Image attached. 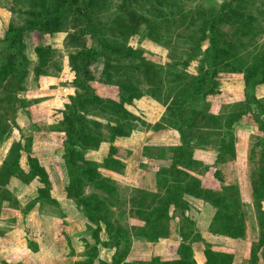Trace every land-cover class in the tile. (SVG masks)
Instances as JSON below:
<instances>
[{
  "label": "rangeland",
  "instance_id": "obj_1",
  "mask_svg": "<svg viewBox=\"0 0 264 264\" xmlns=\"http://www.w3.org/2000/svg\"><path fill=\"white\" fill-rule=\"evenodd\" d=\"M64 2L65 0H0V39L9 31L20 30L24 31L23 36L28 34L25 39L30 50L38 45L35 48L39 56L38 65L33 67L29 62L22 63L20 70L25 74L21 87L24 88L27 84L36 86L42 89L39 93L49 96L30 100L31 102L24 99V103L39 114L36 119L37 128H52L56 119L63 118L61 112L69 105L70 99L83 98L90 91V99L84 98L82 103H86L78 105L79 110L75 114L86 120L91 130L104 136V150H109L110 143L106 140L110 139V134L111 137L117 134L116 128L128 135L127 138L138 141L151 136L153 131H172L169 126L173 125L172 113L176 112L181 116L179 97L193 94L192 80L197 85L205 83L206 64L209 62H213L212 82L220 91V95L210 100V112L223 116L227 104L241 103L244 99L242 90L238 91L236 88L237 80H243L246 69L245 65L239 63L249 61L251 66L252 55L255 56L253 62H264V0H87L84 8L82 2L78 1L72 7L65 8L60 16L44 20L41 27L37 28L41 22V14L58 12ZM231 7L236 11L230 12ZM84 14L86 22L82 21ZM34 25L36 28L31 29ZM226 44L233 49L228 52L227 57L210 54V60H204L206 49L218 50ZM2 47L0 42V50ZM22 48L23 45L21 50ZM88 50L91 57L79 62V56ZM234 54L239 58H235ZM79 67L81 73L77 74ZM6 70L4 75L8 79L11 71L8 68ZM80 79L84 80V85L78 82ZM119 85L126 92V95L121 96V101L117 97ZM262 90L258 88L252 97L254 101L260 99L263 107L264 98H258L264 95ZM1 93L0 97H5ZM254 101L251 100L250 104ZM195 103L187 110L186 105L182 107L184 120L193 115V107L200 109L202 106L200 98ZM252 122L248 115H244L239 127H243L246 132L248 129L250 131V127L246 126L253 125ZM196 124L198 131L201 129L203 133L212 135L208 137V142L217 141L220 131L210 130V126L202 118H196ZM183 125L185 129L187 122ZM111 127L113 130L108 134ZM15 129L12 127L10 132L17 136ZM254 132H242L239 135L234 132L236 142L247 145L250 133L249 142L252 146L261 136L260 132ZM192 134L190 147L196 142L195 137L200 138L198 132L192 131ZM170 135V132L158 134L153 144H173ZM122 137L125 138V135ZM245 151L246 147L243 152ZM119 152L115 151V154L124 156V152ZM238 155L237 149V158ZM73 160L82 167L81 157ZM243 166L244 163L238 165L236 162L234 169L235 180L240 189V204L245 206L243 208L250 218L249 241L226 240V243L218 245L226 247L225 250L236 256V264H246L248 261L252 264H264V235L261 234L264 232V197L259 202L260 210L255 212L254 198L243 174ZM196 168L193 171L190 167L187 171L190 175L197 176L204 187L222 191L223 187L213 179L211 172L200 166ZM220 168L229 172L228 162L227 166L221 165ZM83 181L85 195L94 192L101 198H109L104 190L99 192L95 186L87 184L84 178ZM127 187L115 186L121 191L120 195L114 197L116 201L121 200L119 208L122 209L128 208L124 192ZM111 198L114 199L112 195ZM182 222L184 228L191 231V235L188 234V246L193 253L198 252L203 245L194 241L197 239L196 231H192L188 222ZM260 222L263 223L259 229L257 224H261ZM154 249L151 258L156 253ZM174 251L173 247L172 256L165 255L169 250L162 252L161 260H177L178 256ZM156 256H160L159 252ZM151 258L127 262L141 264L147 263Z\"/></svg>",
  "mask_w": 264,
  "mask_h": 264
},
{
  "label": "trees",
  "instance_id": "obj_2",
  "mask_svg": "<svg viewBox=\"0 0 264 264\" xmlns=\"http://www.w3.org/2000/svg\"><path fill=\"white\" fill-rule=\"evenodd\" d=\"M50 1L55 2L56 0ZM78 1L82 2V8L87 4V0H65L58 12L50 15L41 14V22L38 24L37 28L41 27L44 20H52L54 17L60 16L65 8L72 7L74 4H77ZM235 11L236 9H233V7L230 8V12ZM82 21H87L86 14L82 16ZM35 28V25L31 27V29ZM23 32L24 31L20 30L9 31L0 41L3 44L0 50V95L2 94L1 92L5 95L3 98L0 97V146L2 142L9 137L11 133L10 129L12 127L17 128L16 112L19 109L25 111L26 105H28L24 103L23 100L17 98V92L23 88L21 84L25 75L20 71L22 69L21 64H28L21 50ZM207 37H209V35H207ZM90 38H92V36H90ZM224 47L218 50H211V48L206 49L207 53L204 55V60L209 61L210 54H212V56L213 54L214 56L222 54V56L227 57L226 55L228 52H231L233 49L230 48L231 45L229 44H226ZM91 55V52L88 50L86 53L79 56V62L82 63L84 59L90 58ZM234 55L235 58H239L236 54ZM253 57L255 56L252 55L251 57V66L249 61L239 63L246 67V69H244L245 76L243 77V102L227 104L223 111V116L213 115L210 112V100L220 95V91L217 86L213 84V79L211 78V70H214L211 65L213 62L206 64L207 71L204 78L205 83L197 85L194 80L191 81L193 86L191 92H193V94L190 96V93H188L187 95L184 94L179 97L178 108H180L179 111H181V116L179 117L176 112H173L171 115V124L173 123V125L169 126L178 133L180 146L170 147L168 149L172 154L171 167L168 170L158 171V184L162 191L153 195L145 192H138L136 197L130 200L131 206L135 207L134 210H129L128 212L122 208L117 211L112 210L114 206L120 207V200L116 202L117 199L114 197L120 195V192L111 184L109 179L104 177L101 178L98 172L101 165L99 166L94 162L83 160L85 150H98L102 142H105L103 135L98 131L91 130L86 120H83L82 117H78V115L75 114L76 110H79V106L86 103V101L82 103L83 99H90L91 92L88 91L83 98L70 99L69 105L61 112V117L63 118L60 120L57 119L52 125L55 132L64 133L61 137V149L64 152V164L69 176L67 196L75 200L82 213L92 224V226L87 225V229L94 238L96 242L95 245L114 249L110 264H139L140 262L131 263L125 260L128 254L131 236L139 235L153 243L165 238L169 233L167 224L170 220V207L174 208L173 212L179 210L182 213L183 220L188 222L190 227H192V231L195 232L196 230H194L193 222H190L184 211L188 208V202L183 198L184 195L200 199L215 209L214 216L208 228V237L204 238L198 231L195 233L197 234V239L194 241H199L203 245L201 250L205 258L204 264H236L234 260L235 255L225 250L226 247H221L222 245H218V243L212 242V240L218 237L231 241L235 239H240L244 242L249 241L248 231L250 229V218L245 208H243L245 206L240 204V189L235 180L236 175L234 169V165H236V137L234 132L237 130L236 124L242 122V117L244 115H248L250 119H252V126H255L257 132L261 133L260 138L250 146L248 159L247 182L251 196L254 198L253 206L255 212L260 210L259 207L261 206H259V202H261V199L264 197V124L261 120L264 106L262 107L260 99H255L256 101H254L252 97L256 86L264 84V62H253ZM234 60L238 61L239 59ZM7 68L11 71V75H9L8 79L5 78L6 74L4 75V73L7 72ZM80 73L81 67L77 70V74ZM78 82L82 83V85L85 83L83 79H80ZM196 85L198 87H196ZM124 95H126V92L123 87L119 85L117 97L120 101L123 100L121 96ZM198 98L202 101V106L200 109H195V107H193L191 110L193 111L194 109L193 115L184 120V108L182 109V107L186 105L185 110H187L189 106L196 104L195 101ZM251 100L254 101V103L250 104ZM131 103H133L132 100ZM196 118L205 119L206 125L210 126V130L221 132L217 135V141H212V143L210 141L208 142V137L212 135H210V133H203L201 129L198 131L199 128L196 124ZM185 121L187 125L184 129L185 125H183V123ZM95 126L99 127L98 125ZM112 130V127L108 129V134H110ZM116 131L117 134L112 137L110 134V139L106 140L107 143H111L116 137H122L123 135H125V137L128 136L117 128ZM192 131L198 132L200 138L195 137L196 142L190 147V139L193 137ZM3 135L4 138H2ZM211 147L215 148L218 152L216 162L212 167L204 166L192 159V152L194 149ZM159 150L161 155L158 153L157 156L161 157L164 154V150L162 148ZM21 151L22 147L20 143L14 142L8 151L6 160H4L0 167V186H5L11 176L18 178L24 183L34 178H39L44 184V189L40 191V198H48L51 185L47 180V171L40 167L36 159L31 157L30 152H28L29 172L24 173L18 165ZM115 151H117L116 148L109 147L108 158L104 164H102L101 168L114 172H118V170L122 168L121 162L113 158ZM146 154H149L148 151H146ZM78 157H81L83 162L82 167L77 165L73 160ZM227 162L229 172L220 168L221 165L227 166ZM198 166L207 172L210 171V168L214 169L213 177L223 187L222 191L202 186L200 179L197 176L190 175L187 171L190 167L195 171ZM260 173H263V175L258 176ZM83 178L87 181V184L95 186L99 192L100 190L107 192L109 198H101L94 192L85 195V183ZM7 195L8 193L2 190L0 193V200H7ZM111 195L114 199L111 198ZM126 200L127 199H125V203ZM126 213H128V216H135L143 221L145 227L138 230L130 229L127 224L123 222L124 219L128 217ZM260 223L261 224H257L259 229L262 228L263 222ZM101 224L105 226V232L109 239L107 243L100 242L99 239ZM263 233L262 231V236L264 235ZM188 234L191 235V231H187L183 226L180 230L181 243L177 249V260L163 262L160 257L154 256L147 263L141 264H197L194 260V253L188 246L190 242ZM90 251H96V247ZM75 264H93V260L90 259L87 263L80 262ZM100 264L104 263L101 262ZM246 264H252V262L250 263L248 261Z\"/></svg>",
  "mask_w": 264,
  "mask_h": 264
},
{
  "label": "crops",
  "instance_id": "obj_3",
  "mask_svg": "<svg viewBox=\"0 0 264 264\" xmlns=\"http://www.w3.org/2000/svg\"><path fill=\"white\" fill-rule=\"evenodd\" d=\"M25 35L28 36V34L22 35V55L31 65H34L33 67H36L39 56L36 54L35 48L38 45L33 46L30 50L29 45L26 43ZM31 81H34V84L36 83V80L32 79ZM237 81L236 88L238 91L242 90L243 92V80ZM29 83L31 84V82ZM258 88L264 90V84L256 86L255 91ZM40 91H42L41 88L31 87L27 84L22 90L17 92V98L23 101L26 98L29 102L37 98L49 97L39 93ZM258 98L262 99L264 95H260ZM38 115L28 106L25 111L21 109L16 112L17 128L15 132L17 136L10 133L9 137L2 142L0 146V167L6 160L8 151L13 143H20L22 147L18 163L20 169L24 173L29 172L28 152H30V156L35 158L39 166L48 173L47 180L51 185L49 197L40 198V191L44 189V184L39 178H34L24 183L18 178L11 176L5 186H0V193L2 190L8 193L7 200H0V264H75L80 262L87 263L90 259L93 260V264H100L101 262L110 264L114 249L95 245L96 242L87 229V225L92 226V224L82 213L75 200L67 196L69 176L64 164V152L61 150V137L64 133L55 132L50 127L38 129L36 126ZM261 120L264 124V112ZM240 124L236 125L237 135L242 132H257V128L251 124H248L249 126L245 125L247 128L250 127V131L248 129L247 132L243 127H239ZM168 132L172 136L170 139L174 141L173 144L166 146L153 144L158 134L164 135ZM151 133V136L148 135L149 137L146 139L141 138L139 141L127 137H116L113 139L110 146L116 148L118 152L122 151L125 153L124 156H119L117 155L118 153L113 156L115 160L120 161L122 164V168L118 172L101 168L108 158V149L104 150L103 148L105 143H102L98 150H85L83 154L84 161L101 165L98 169L101 178L109 179L114 186H128V189L124 190L128 208H123V210L126 212L134 210L135 207L131 206L130 200L135 198L138 192L153 195L162 191L158 184V171L168 170L171 167L172 154L168 149L180 146L179 135L174 130H157ZM249 136L250 133L247 145H243L242 142H236L235 145V153L238 149L239 154L238 158L235 156V163L237 162L238 165L244 163L243 168L245 171L243 174L246 179L250 150ZM245 147L246 151L243 152ZM160 148H164V154L161 157L157 156L158 153L160 154ZM146 151L149 154H146ZM240 151H242L243 156L242 153H239ZM217 154L218 152L212 147L196 148L192 152V159L204 166L212 167L216 162ZM74 162L76 163L77 161L74 160ZM76 164L78 165L79 163ZM209 172L212 173L213 177L214 169L210 168ZM183 198L188 202V208L184 211L190 222H193L194 230L200 232L204 238H207L208 228L215 209L200 199L187 195H184ZM118 209H120L118 206L112 208V210L116 211ZM173 210L174 208L170 207V220L167 224L168 235L155 243L146 240L142 236L132 235L126 261L147 260L151 258L154 248L156 251L154 256L159 252L160 258L163 256L162 252L165 253L166 250H169V252L165 255L172 256L173 247L175 248L174 253L177 254V249L181 243L180 230L183 227V216L179 210L174 212ZM123 222L134 230L145 227L143 221L131 215L126 217ZM99 239L100 242L107 243L109 241L103 224H101ZM225 241L226 239L218 237L212 240L215 243H223ZM95 247L96 251H90ZM194 258L197 264H204L205 262L202 250L194 252ZM197 258H200L199 261L201 263L197 261ZM234 260L237 263L236 256Z\"/></svg>",
  "mask_w": 264,
  "mask_h": 264
}]
</instances>
